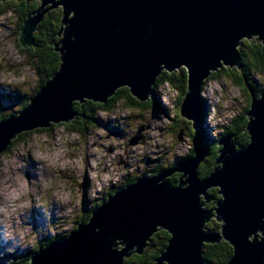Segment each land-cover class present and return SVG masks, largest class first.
I'll return each mask as SVG.
<instances>
[{
  "label": "water",
  "instance_id": "95a60500",
  "mask_svg": "<svg viewBox=\"0 0 264 264\" xmlns=\"http://www.w3.org/2000/svg\"><path fill=\"white\" fill-rule=\"evenodd\" d=\"M37 2L19 42L36 48L38 26L62 9L60 41H50L61 63L22 111L0 122V156L22 133L72 124L78 117L75 103L106 104L123 88L138 102L153 99L160 76L176 69L187 72L181 119L198 131L205 82L223 67L242 70L243 40L256 38L264 50V0ZM247 117L250 143L240 147L232 136L222 138L210 175L199 177L211 152L198 147L176 168L142 175L116 191L87 224L36 252L29 264H125L144 255L159 231L170 238L157 264H206L205 246L223 241L233 249L228 264H264V91L259 98L251 93ZM142 131L130 146L140 143ZM177 173L178 185H170L167 179ZM212 189L220 199L208 209L215 200ZM211 222L220 230L209 229Z\"/></svg>",
  "mask_w": 264,
  "mask_h": 264
},
{
  "label": "rangeland",
  "instance_id": "374dc122",
  "mask_svg": "<svg viewBox=\"0 0 264 264\" xmlns=\"http://www.w3.org/2000/svg\"><path fill=\"white\" fill-rule=\"evenodd\" d=\"M13 9H4L0 13V16L5 17V22L0 23V115L9 114L10 109L14 113H19L27 96L35 93L45 77L38 70V59L25 52L27 49L17 45L16 32L20 18ZM9 12L12 14L10 17L5 15ZM227 68L228 72L219 73L218 77L209 79L201 94L206 116L203 129L209 144L220 142L222 135L228 129L239 125L245 110L249 107L251 93L256 95L253 86L243 89L236 82L237 66ZM180 71L181 69H176L172 74H178ZM249 77L250 80L255 79L257 83L263 79L255 74ZM208 89L212 92L210 97L206 98ZM154 91L158 101L154 108L129 107L126 101L122 100L113 112H98L94 117L93 126H90L84 134L80 135L60 125L53 131H29L26 132L29 134L22 143L13 145L0 156L7 157L21 147L26 149L27 145L33 143L34 136H46L52 147L66 146L76 149L70 152L67 158L74 159L77 155H83L85 165L82 182L78 169H57L55 173L49 170V176H59L66 183L79 188L81 192L79 204L76 205L73 198L64 206L52 202L47 211L34 207L23 219L39 233L36 244L27 248L15 247L12 251H8L5 245L0 244V264H26L27 256L33 251H38L48 240L67 236L75 231L94 205L105 201L106 193H111V190L115 193L124 188L123 184L128 177H141L145 173H152L156 168H163L164 172H167L176 168L180 160L194 149L193 140L189 137L190 122L182 120L179 116L180 106L178 107L177 104L181 96L180 88L162 84ZM203 91H205L204 96ZM98 130H103L106 135L100 136ZM140 130H143L141 132L143 140L135 146H130L131 139L137 136ZM57 137L63 139L57 140ZM232 137L235 140V136ZM112 141L116 143L113 144ZM20 159L24 160L25 157L22 156ZM89 159L96 161L95 171L98 174L107 173L119 178L115 182L108 181L107 184L100 180L97 184L88 175ZM27 161L26 171L31 177L36 178L38 170L31 162L30 155ZM174 175L169 179L174 178ZM65 207H71L72 211L65 214ZM213 223L215 222L208 224L209 229ZM150 243L151 241L148 246Z\"/></svg>",
  "mask_w": 264,
  "mask_h": 264
},
{
  "label": "trees",
  "instance_id": "16d2710c",
  "mask_svg": "<svg viewBox=\"0 0 264 264\" xmlns=\"http://www.w3.org/2000/svg\"><path fill=\"white\" fill-rule=\"evenodd\" d=\"M39 5V2L36 0H11L8 2L0 3V13L3 12L4 9L14 8V12L19 15L20 21L17 23V31L16 35L18 36L17 44L22 49H27L25 52H28L30 56L33 58H37L39 61V72L40 74H44V78L39 84L37 90H35L33 95H28L27 100L21 107L22 111L30 102V100L40 91V89L45 86V84L52 78V76L59 70L60 67V54L55 52V48L53 45H50V41L54 38V42L58 43L60 38L58 37V33L62 28L61 20H62V9L51 11L43 20V22L38 26V31L34 35L35 43L37 45L36 48H23L19 42L20 29L22 28L24 22L27 20V15L33 12ZM239 55L241 57V65L242 70H237V75L235 77L236 82L242 86L243 89H248L253 86L255 88L256 95L255 97L259 98L261 93L264 91V50L261 43L257 42L256 38H252L250 40H243L241 42V46L238 49ZM227 67H223L218 72L213 73L209 79L213 77H218L219 73L228 72ZM260 75L261 81L259 83L254 79H249L250 75ZM208 79V80H209ZM207 80V81H208ZM206 81V82H207ZM205 82V83H206ZM162 84L170 85L174 88H180L181 94V103H178L179 110L181 108V104L184 100L185 93L187 91V72L184 69L178 74H172L164 72L162 76H160L157 85L154 87V90ZM204 88V87H203ZM257 89V90H256ZM247 91V90H246ZM123 94L125 97H123ZM30 97V98H29ZM251 97V96H250ZM122 100H125L126 104L129 107L141 106L142 108H147L144 102L139 104L138 100L134 98L127 88L120 89L117 94L110 98L106 104L94 103L92 101H86L84 104L75 103L74 111L78 114V117L73 121L72 124H60V126L66 127V129H70V131L84 134L90 126H93L94 117L98 112L111 113L114 109L121 103ZM28 101V102H27ZM249 107L245 110L243 118L240 120L239 125L233 126L231 129H228L223 136H235V140L240 147H245L250 143V138L248 133L246 132V126L248 124L247 113L250 110ZM19 111V112H20ZM17 112H12L10 109V113L7 115H0V122L10 118L11 116L17 115ZM181 118V111L179 113ZM178 116V119H179ZM204 110L202 109V119L199 124L198 131H195L192 126V131L189 132V137L196 141L195 148L192 153H189L186 157L180 160L183 161L189 157H193L195 155V151L198 147H205L210 150L212 156L211 158L206 159L204 164H202L198 170V174L200 179H203L210 175L212 171L215 169V161L218 157H215L218 150L221 149L218 146V143L209 144V139L206 136L203 125H204ZM58 125L52 124L49 129L40 130L37 129L38 132H47L53 131ZM29 133H22L18 136L17 139L11 141L9 148L18 143H22L25 140V137ZM185 134V133H184ZM204 140V141H203ZM198 141V143H197ZM198 144V145H197ZM8 148V149H9ZM179 163V162H178ZM178 165V164H177ZM167 170V169H166ZM161 172V171H160ZM160 174V173H157ZM154 176V175H153ZM181 176L178 179H168L170 185L177 186ZM136 182V181H135ZM124 187V186H123ZM216 197V201L220 199L217 189H212L209 191ZM114 194V192L112 193ZM107 200V199H105ZM101 204H95L92 208V211L83 218L81 223L87 224L89 219L91 218L92 212L96 210ZM215 203L211 205H206V208L212 209L214 208ZM220 224H212L210 229L220 230ZM77 229V228H76ZM65 236H58L55 239L48 240L41 248L38 250L49 246L52 241L58 238H64ZM170 235L166 231H161L158 237H153L149 248H147L146 252L142 256L134 255L128 260L125 261V264H155L156 260L160 257L161 253L165 251ZM36 251V252H38ZM36 252H31L27 257L31 259ZM233 255L232 247L226 243L222 242L220 244L215 245H206L204 248V259L206 260V264H228ZM29 261V260H28Z\"/></svg>",
  "mask_w": 264,
  "mask_h": 264
},
{
  "label": "clouds",
  "instance_id": "9594fccd",
  "mask_svg": "<svg viewBox=\"0 0 264 264\" xmlns=\"http://www.w3.org/2000/svg\"><path fill=\"white\" fill-rule=\"evenodd\" d=\"M10 17L12 14L6 13ZM5 22V17L0 16V23ZM100 136L106 135L103 130H98ZM57 137V140H62ZM113 144L116 141H112ZM201 147V146H200ZM76 149L68 147H52L48 137L34 136L33 143L26 149L21 147L14 150L7 157H0V244L12 251L15 247L27 248L34 246L39 238V233L23 219L34 207H40L47 211L48 206L55 202L58 206H64L74 198L79 204L81 192L60 179L59 176H49V170L53 173L57 169L75 168L79 170L81 182L85 171L83 155H77L74 159H68V154ZM35 164L36 178L31 177L26 171L27 157ZM25 157L21 160L20 157ZM89 178L97 184L103 180L115 182L119 177L107 173L100 175L94 159H89ZM71 207H65L64 213L71 212ZM36 252V251H35Z\"/></svg>",
  "mask_w": 264,
  "mask_h": 264
},
{
  "label": "flooded vegetation",
  "instance_id": "af4514ba",
  "mask_svg": "<svg viewBox=\"0 0 264 264\" xmlns=\"http://www.w3.org/2000/svg\"><path fill=\"white\" fill-rule=\"evenodd\" d=\"M156 89H157V88H156ZM156 89H155V90H156ZM155 93H156V91H154V95H155ZM178 100H179V103H181V101H182V100H181V96H180V98H178ZM140 103H141V102H139V104H140ZM144 103H145V102H144ZM142 104H143V102H142ZM145 104L148 105L147 108H149V107H152V108L156 107L157 104H158V101L156 100V95L154 96L153 99H151V100L149 99L148 102H146ZM177 105H178V104H177ZM245 114H246V112H245ZM244 116H245V115H244ZM186 124H187V122H186ZM143 129H145V127H143ZM136 135H137V134H136ZM134 137H135V136H134ZM134 137H133V138H134ZM133 138H132V139H133ZM141 138H142V140H143L144 137L141 135ZM132 139H131V140H132ZM142 140H141V141H142ZM141 141H140V142H141ZM195 143H196V141H193V148H195ZM193 150H194V149H191L190 153H192ZM219 151H220V149L218 150V152H217V154H216L215 157H218ZM211 156H212V154H211ZM211 156H210V157H211ZM203 164H204V163H203ZM160 171H161V172H160ZM163 172H164V169H163V168H158V169L156 168V169L153 170L152 173H145V174H143V175L151 174L152 176H153V175L155 176V175H158L157 173H160V174H161V173H163ZM180 176H181V174L177 173V174L174 175V178H173V177H172V178H173V179H178ZM138 178H139V176H133V177L130 176V177H128V178L126 179V183H124L123 186L125 187V186H128V185H131V184L135 183V181H136ZM172 178H171V179H172ZM112 191H113V190H111V193H106L105 196H104V198L107 199L109 196L113 195V194H112V193H113ZM209 194L212 195V196L215 198V200L212 201V202L210 203V204H214V203L216 202V197H215L212 193H209ZM213 224H215V223H213ZM213 229H214V228H213ZM213 229H211V230H213ZM214 230H217V229H214ZM160 232H161V231H159V232H158L157 234H155L154 236H155V237H158V235L160 234ZM53 239H54V238H53ZM149 245H150V244H149ZM45 248H46V247H45ZM147 248H149V246H147ZM146 250H147V249H146ZM34 252H35V251H34ZM145 252H146V251H145ZM30 260H31V259H29V261H28L27 264H29ZM155 264H157V263L155 262Z\"/></svg>",
  "mask_w": 264,
  "mask_h": 264
},
{
  "label": "bare ground",
  "instance_id": "6f19581e",
  "mask_svg": "<svg viewBox=\"0 0 264 264\" xmlns=\"http://www.w3.org/2000/svg\"><path fill=\"white\" fill-rule=\"evenodd\" d=\"M211 92H212V91H210V90L208 89V96H207L206 98H209V97H210ZM204 95H205V91H203V96H204ZM201 102H202V97H201ZM201 119H202V114H201ZM115 135H116V134H115ZM115 135H114V136H115ZM224 137H226V136H223L222 138H224ZM222 138H221V139H222ZM203 141H204V140H203ZM233 141H234V138H233ZM218 143H219V142H218ZM35 228H36V227H35ZM156 234H157V233H156Z\"/></svg>",
  "mask_w": 264,
  "mask_h": 264
}]
</instances>
